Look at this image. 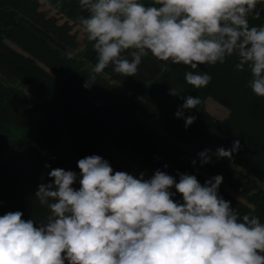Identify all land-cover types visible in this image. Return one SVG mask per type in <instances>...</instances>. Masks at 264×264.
<instances>
[{"label":"trees","instance_id":"16d2710c","mask_svg":"<svg viewBox=\"0 0 264 264\" xmlns=\"http://www.w3.org/2000/svg\"><path fill=\"white\" fill-rule=\"evenodd\" d=\"M44 2L54 13L38 0H0V215L21 211L25 220L43 219L47 209L35 192L52 182L48 173L63 168L79 174V159L99 155L114 171L144 172L146 178L156 169L177 180L178 173L193 174L201 184L222 175L219 195L241 215H256L264 223V98L249 87L250 71H238L234 56L201 65L196 71L212 79L194 89L184 79L190 67L149 54L135 77L109 67L85 88L96 63L79 23L87 12L79 0ZM258 9L260 17L250 18L254 26L264 25V5ZM69 50L75 53L70 59ZM171 87L180 96L170 95ZM189 95L200 103L184 112L196 117L186 129L174 114L181 97ZM207 97L225 106L227 114L211 115ZM235 140L241 147L231 160L212 155V162L201 166L199 152L230 149Z\"/></svg>","mask_w":264,"mask_h":264},{"label":"clouds","instance_id":"9594fccd","mask_svg":"<svg viewBox=\"0 0 264 264\" xmlns=\"http://www.w3.org/2000/svg\"><path fill=\"white\" fill-rule=\"evenodd\" d=\"M258 5L264 0H79L87 12L79 23L96 53L84 87L109 67L135 77L151 54L190 67L184 79L200 89L212 77L199 66L234 56L238 71H250L253 94L264 98V25L250 23L260 17ZM169 94L180 96L172 87ZM181 98L174 115L187 129L196 117L184 112L197 109L200 99ZM240 147L235 140L230 149L197 155L203 166L212 155L231 160ZM77 167L79 174L54 168L52 182L38 186L43 219L25 220L21 211L0 215V264H264V223L219 195L222 175L201 184L196 175L178 173L177 180L156 169L146 178L114 171L99 155L79 159Z\"/></svg>","mask_w":264,"mask_h":264},{"label":"rangeland","instance_id":"374dc122","mask_svg":"<svg viewBox=\"0 0 264 264\" xmlns=\"http://www.w3.org/2000/svg\"><path fill=\"white\" fill-rule=\"evenodd\" d=\"M38 1L41 4L43 9H46L49 13H54V9L51 8L48 4H46L44 0H38ZM77 30H78L77 31L78 37L79 39H81V31L79 28H77ZM204 104H205L206 110L216 118H222L227 114V109L225 108V106L220 104L218 101H216L212 97H207L204 101ZM123 167L126 169H129V167L126 164H124Z\"/></svg>","mask_w":264,"mask_h":264},{"label":"crops","instance_id":"0c3cea01","mask_svg":"<svg viewBox=\"0 0 264 264\" xmlns=\"http://www.w3.org/2000/svg\"><path fill=\"white\" fill-rule=\"evenodd\" d=\"M142 2L145 3L146 5H150L152 3V0H142Z\"/></svg>","mask_w":264,"mask_h":264}]
</instances>
